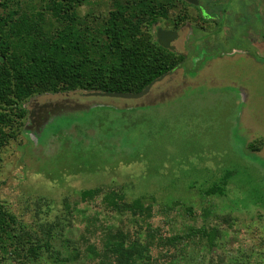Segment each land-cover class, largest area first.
I'll return each mask as SVG.
<instances>
[{"label":"rangeland","instance_id":"obj_1","mask_svg":"<svg viewBox=\"0 0 264 264\" xmlns=\"http://www.w3.org/2000/svg\"><path fill=\"white\" fill-rule=\"evenodd\" d=\"M162 1L166 17L149 32L153 39L159 28L180 32L168 49L184 56L156 85L168 92L97 97L122 109L80 102L71 113L52 112L53 122L39 129L29 116L34 103L66 92L31 97L21 132L0 153V201L30 224L64 220V236L82 249L72 254L58 238L68 264H96L85 249L100 243L104 224L131 228L127 215L81 201V191L96 186L153 203L150 230L164 239L201 226L221 234L215 247L195 236L154 248L152 264H264V0H201L220 6L210 23L185 1ZM92 4L86 0L81 12ZM79 93L69 94L88 97ZM225 176L224 194L206 193ZM83 214L98 217L96 234Z\"/></svg>","mask_w":264,"mask_h":264},{"label":"trees","instance_id":"obj_2","mask_svg":"<svg viewBox=\"0 0 264 264\" xmlns=\"http://www.w3.org/2000/svg\"><path fill=\"white\" fill-rule=\"evenodd\" d=\"M85 1L0 0V153L21 132L27 116L24 103L31 97L73 91L139 92L184 60L183 54L163 47L149 32L158 16L166 17L159 9L164 8L162 0H91L94 4L82 13ZM226 179L206 193L224 194ZM96 200L105 211L127 215L131 222L129 229L104 224L100 243L87 244L85 254L96 264H152L154 248H177L195 236L207 237L215 247L221 235L201 226L164 239L159 231L150 230L153 203L142 197L129 201L122 188L81 191V201ZM83 220L87 232H98L97 216L84 215ZM65 224L64 220L30 224L0 201V264H68L56 244L58 238L72 254L79 256L82 249L79 240L64 236ZM83 238L87 239L84 233Z\"/></svg>","mask_w":264,"mask_h":264},{"label":"flooded vegetation","instance_id":"obj_3","mask_svg":"<svg viewBox=\"0 0 264 264\" xmlns=\"http://www.w3.org/2000/svg\"><path fill=\"white\" fill-rule=\"evenodd\" d=\"M185 2H187L189 5H191V7L197 11L199 17L201 20H203V22H207V23H210L211 21H216L218 22V13H219V8L220 6L217 5V6H213L211 5L210 3H205V4H202L201 0H199V4H193V3H190L186 0H184ZM208 8H215L217 9V13L215 15L211 14L210 12L207 11ZM197 15V16H198ZM218 15V16H217ZM153 27H155V22L153 24ZM157 31V30H156ZM155 38L157 39V32L154 34ZM180 36V32H179V35L176 39H174L171 43H173L175 40H177ZM210 66V65H208ZM206 69V68H205ZM205 69L203 70L205 72ZM176 69H174V72H175ZM172 72V73H174ZM168 76V75H167ZM166 76V77H167ZM168 80V79H167ZM165 82V81H164ZM159 82H157L152 88L151 90L149 91V93L154 90V87L156 89V93H157V96L161 97L163 96L165 93L168 92V90H164V89H160L159 86H156ZM175 83V82H173ZM169 89V90H175L173 89V85L169 84L168 86H166L165 89ZM70 92H66V94H64V97H62L61 99L59 100H56V101H52V100H47L43 103H37L35 102L34 105L32 106V108L29 110V113H30V118L32 119V125L35 126L36 129H39L41 127H45L47 124L53 122L51 119V113L54 112L53 114V117L55 115H63L66 111H69V110H66L70 107H74V105H77L79 104L80 102H90V104H104L106 103L103 99H97V97H101L103 98L104 96L102 95H90V92H80L79 94L82 95V96H88V97H85L84 99L81 97V96H78V97H71V94H69ZM74 93H78V91H73V94ZM148 93V94H149ZM155 93V92H154ZM89 94V95H88ZM147 95V94H146ZM73 96V95H72ZM91 96H93L92 98H90ZM144 97V96H143ZM141 97V98H143ZM36 98V97H35ZM116 98V97H114ZM141 98H137L135 100H138V99H141ZM106 104H111V103H106ZM112 105V104H111ZM97 106H100V105H97ZM114 108L116 109H122L120 108L119 106H116V105H112ZM66 107V108H65ZM62 108H65V110H63ZM123 109H126V108H123ZM84 112H87L86 110H83ZM68 113V112H67ZM66 113V114H67ZM69 113H71V111H69Z\"/></svg>","mask_w":264,"mask_h":264},{"label":"water","instance_id":"obj_4","mask_svg":"<svg viewBox=\"0 0 264 264\" xmlns=\"http://www.w3.org/2000/svg\"><path fill=\"white\" fill-rule=\"evenodd\" d=\"M193 4H199V0H186ZM178 36V32L176 30L171 29H162L159 28L157 30V39L158 43L165 48L174 49V45H171V42ZM169 72L161 75L160 77L153 80L149 83L146 87H144L139 92H94L93 95H102V96H110V97H120V98H130V99H137L145 96L149 93L151 88L159 81H161Z\"/></svg>","mask_w":264,"mask_h":264},{"label":"bare ground","instance_id":"obj_5","mask_svg":"<svg viewBox=\"0 0 264 264\" xmlns=\"http://www.w3.org/2000/svg\"><path fill=\"white\" fill-rule=\"evenodd\" d=\"M158 40V39H157Z\"/></svg>","mask_w":264,"mask_h":264}]
</instances>
